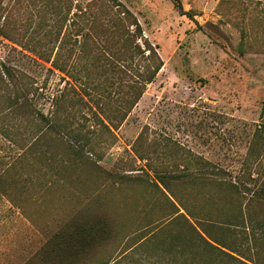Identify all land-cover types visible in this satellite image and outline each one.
Returning a JSON list of instances; mask_svg holds the SVG:
<instances>
[{"label": "rangeland", "instance_id": "374dc122", "mask_svg": "<svg viewBox=\"0 0 264 264\" xmlns=\"http://www.w3.org/2000/svg\"><path fill=\"white\" fill-rule=\"evenodd\" d=\"M92 1L98 2L0 0V65L23 74L20 87L29 104L54 119L41 142L43 126L18 118V138L26 141L20 144H36L29 156L0 136V185L6 190H0V264L27 263L59 227L86 210L118 224L116 246L107 255L130 254L140 237L169 218L172 209L153 185L163 190L158 178L167 175L206 178L173 189L194 212L219 208L214 218L227 229L216 180H234L244 170L264 180V156L248 154L263 121L264 0H179L190 16L171 0H115L139 23L137 42L162 62L117 128L97 105L111 114L114 100L127 97L121 84L127 78L111 70L123 43L116 31L89 28L86 5ZM89 9L105 18L99 8ZM62 133L68 137L60 139ZM73 138L78 149L71 147Z\"/></svg>", "mask_w": 264, "mask_h": 264}, {"label": "trees", "instance_id": "16d2710c", "mask_svg": "<svg viewBox=\"0 0 264 264\" xmlns=\"http://www.w3.org/2000/svg\"><path fill=\"white\" fill-rule=\"evenodd\" d=\"M96 1L98 2L92 1L86 5V11L91 18L89 28L106 29L111 33L116 31L123 43L124 53H118L111 70L115 68L123 74L120 75L122 80L123 76L127 78L124 84L121 83L128 90L127 97L118 96L114 100L115 107L111 114L103 113L102 107L97 105L104 120L111 127L117 128L138 103L145 86L153 82L162 62L151 47L145 43L142 48L137 42L142 37V30L129 10L115 0ZM171 1L181 15L190 16V13L182 10L179 0ZM89 8H99L105 18H101L97 11L92 12ZM82 34L85 37L84 42L88 41L90 33ZM22 77L24 75L16 69L0 65V136L14 149L26 146L20 144V141H26L18 138L20 126L16 124L21 116L32 117L43 126L42 130L39 129L43 132L41 138L38 137L41 142L54 123V119L50 120L35 112L29 104L27 93L20 87V84L25 82ZM261 115L263 121L255 129L248 148V154L257 157L264 156V106ZM104 120L97 118L103 129L110 132ZM65 136L68 137L62 133L60 139L63 140ZM34 145L36 144H31L29 149L28 146L25 147L28 151L23 154L32 155ZM77 146L78 142L73 138L71 147L78 149ZM20 156L21 154L17 157ZM202 162L211 166L208 161ZM243 172L234 180H216L221 186L220 191L223 192L222 210H225L227 229H223L221 223H217L214 218L219 208L215 213L211 210L194 212L184 205L182 197L173 189L174 186L193 184L198 180L202 184L206 178L193 177L189 173L164 175L166 177L158 178L163 190L156 183L153 185L160 191L172 211L169 218L153 228V231L145 237H140L137 242L139 247H135V251L130 254L122 252L114 258L110 254L107 255L108 251L116 246L118 224L104 213L86 210L77 212L59 227L25 264H264V180L261 181L259 175L251 177L252 174L245 170ZM209 181L215 182L211 179ZM248 183L253 187L249 188ZM0 190L6 192L2 185ZM254 209L262 212L261 217L254 218ZM217 232L221 236L230 232V236L220 237Z\"/></svg>", "mask_w": 264, "mask_h": 264}]
</instances>
